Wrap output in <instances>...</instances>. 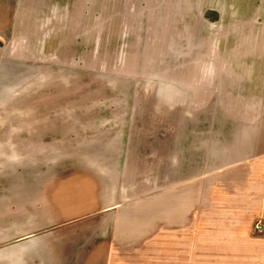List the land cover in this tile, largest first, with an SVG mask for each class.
I'll list each match as a JSON object with an SVG mask.
<instances>
[{"label": "rangeland", "instance_id": "374dc122", "mask_svg": "<svg viewBox=\"0 0 264 264\" xmlns=\"http://www.w3.org/2000/svg\"><path fill=\"white\" fill-rule=\"evenodd\" d=\"M263 95L264 0H0V227L9 218V174L19 173L9 165H26L21 173L30 181L38 172L42 179L54 176L42 165H112L117 153L107 157V148L134 155L132 141L143 134L138 127L170 118L176 127H157L159 152L167 128L175 132L176 151L187 136L191 144L197 131H205L210 157L220 152L227 165L231 150L243 147L227 148L225 141L245 139L240 119L247 109L257 111ZM166 96L178 104L188 100L171 108ZM225 114L232 118L226 121ZM38 115L48 119L39 124L50 133L33 131ZM70 115L89 120L91 131L73 135L60 126L67 135L54 132ZM51 135L55 147L40 146L39 137L48 141ZM189 153L187 165H199L198 152ZM206 155V165H219ZM255 224L243 242L223 239L222 249L206 250L205 259L191 250L183 264H264V232ZM4 232L1 254L9 251Z\"/></svg>", "mask_w": 264, "mask_h": 264}, {"label": "crops", "instance_id": "0c3cea01", "mask_svg": "<svg viewBox=\"0 0 264 264\" xmlns=\"http://www.w3.org/2000/svg\"><path fill=\"white\" fill-rule=\"evenodd\" d=\"M261 98L256 101L257 111L248 113L247 109L240 119L244 120L245 139L225 141L224 147L232 143V148L240 146L244 150H231L227 165H221L220 152L210 157V138L207 150L205 131L193 133L191 144V136H187L181 150L176 151L175 132L167 128L163 133L165 151L159 152L155 146L161 142L157 127H176L173 118L165 125L155 120L149 127L139 126L143 134L135 136L130 146L134 155L107 148V157L117 153L112 165H42L54 176L42 179L38 172L32 181L21 173L26 165H9L10 171L17 169L19 173L9 174V195L4 200L9 218L0 227V232L9 233V251H0V264H178L179 260L183 264L191 250L201 251L205 259L206 250L222 249L223 239L230 243L248 239L253 224L264 226V95ZM163 99L171 108L184 106L183 100H188L183 98L178 104L172 96ZM162 115L155 117L160 119ZM38 116L33 131L43 129L41 132L46 133L45 125L39 123L48 119ZM225 117L226 121L232 118L230 114ZM78 118L70 115L60 119L70 123L59 124L54 132H90L92 123H81L75 120ZM176 122L180 130L185 129L179 120ZM229 133L225 135L233 137ZM49 137L48 141L39 137L40 146L55 147V136ZM190 149L198 152L199 165H187ZM48 150L63 152H43ZM242 151L244 156L237 158ZM207 153L219 165H206ZM121 159L125 160L122 165ZM27 168L34 169V165ZM59 169L74 172L61 174ZM147 212L149 221L143 222ZM176 257L180 258L178 262Z\"/></svg>", "mask_w": 264, "mask_h": 264}, {"label": "built area", "instance_id": "2783aa9c", "mask_svg": "<svg viewBox=\"0 0 264 264\" xmlns=\"http://www.w3.org/2000/svg\"><path fill=\"white\" fill-rule=\"evenodd\" d=\"M255 231H256L257 233H263V232H264V226H263L262 224H257V225L255 226Z\"/></svg>", "mask_w": 264, "mask_h": 264}]
</instances>
